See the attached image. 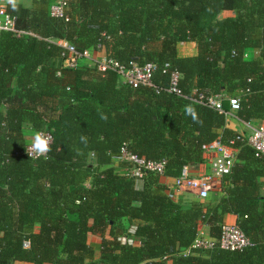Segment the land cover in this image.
Returning a JSON list of instances; mask_svg holds the SVG:
<instances>
[{
	"label": "trees",
	"instance_id": "obj_1",
	"mask_svg": "<svg viewBox=\"0 0 264 264\" xmlns=\"http://www.w3.org/2000/svg\"><path fill=\"white\" fill-rule=\"evenodd\" d=\"M32 1L7 2V12L43 38L0 39V264H264V156L255 148L234 145L220 196L183 203L160 181L204 161L205 144L242 133L199 92L237 96L240 120L264 121V0H68L69 20L51 16L56 0ZM44 38L80 52L101 44L122 63L170 62L183 94L167 90L161 71L154 85L134 87L91 60L67 66L64 48ZM186 42L196 55L180 53ZM25 128L52 132L47 156L27 154ZM124 149L165 159V174L128 175L135 163L118 159ZM228 213L252 246L182 253L200 223L220 237Z\"/></svg>",
	"mask_w": 264,
	"mask_h": 264
},
{
	"label": "built area",
	"instance_id": "obj_2",
	"mask_svg": "<svg viewBox=\"0 0 264 264\" xmlns=\"http://www.w3.org/2000/svg\"><path fill=\"white\" fill-rule=\"evenodd\" d=\"M68 6V0H56L50 7L51 16L60 20H69ZM4 31H11L19 37L29 35L43 38L32 30L19 28L17 26L16 17L7 12L6 3L0 0V39ZM44 39L53 41L64 48V62L67 66L77 67L81 60H91L97 64L100 71L106 72L108 70H113L119 75L121 83L130 84L134 87H139L141 85H154V76L158 71H161L165 74L168 73L170 76V84L167 90L178 95L183 94L180 87L182 74L178 69H172V64L170 62H165L163 64L157 62L139 64L137 61L132 60L128 63H122L119 60L102 54L100 50L101 44L98 45L99 48L95 51L87 49L80 52L74 44L66 39ZM157 91H160V88H157ZM196 100L200 103L215 107L219 111L225 113H227V111L224 107V101H229L230 110L232 112L237 111L241 106L239 97L229 96L225 93H206V91H202L198 93ZM246 123L251 129L250 133H241L240 135H237V137L232 138L228 144L223 143L220 140L205 144L203 146L204 152L213 153V156L209 158V170L201 175L194 176L184 172V167L181 174L176 177L175 183L169 186V197L175 199L177 192L187 190L196 194L200 199H207L213 190L215 180L222 179L232 172L237 153V149L234 145L239 141L248 143L255 148L257 155L264 156V123ZM39 131L46 133L50 137L51 144L53 140L52 132L49 130ZM31 143L32 141L28 142L26 150L30 148ZM47 154L48 152L39 157L35 154L30 156L32 158H40L47 156ZM118 159H125L135 163V167L126 170L128 175L132 177L143 178L149 172L165 174V159L148 160L129 152L127 149H124L122 155L119 156ZM25 245L29 247L30 242L26 241ZM252 245L253 242L241 229L238 223H222L220 237L207 238L199 233L193 244L184 249L182 253L184 255H189L196 249H213L216 247L230 251H242ZM93 264L106 263L97 260Z\"/></svg>",
	"mask_w": 264,
	"mask_h": 264
},
{
	"label": "crops",
	"instance_id": "obj_3",
	"mask_svg": "<svg viewBox=\"0 0 264 264\" xmlns=\"http://www.w3.org/2000/svg\"><path fill=\"white\" fill-rule=\"evenodd\" d=\"M2 1L4 3L10 2V0H2ZM15 2H20V3L24 4L25 6H32L33 1L32 0H15ZM227 14H232V13L224 12L222 14V16L227 15ZM181 44H184V43H181ZM185 44H189V46H191L190 52L186 53L184 51V48H182V45H180V53L182 55L193 56V55L197 54V46H196L195 42H186ZM249 51H250V55L252 57H255L258 55V51L255 49H250ZM228 106H229V104H228ZM228 109H229V111H227L228 126L237 132H242V133H246V134L250 133L251 129H250V127L247 126V123L240 120L237 116V113L232 112L230 110V106ZM250 122L252 124L264 123L263 120H252ZM24 133L26 135V139L28 140V142H30V141H32L36 131H34V129H31V128H25ZM212 156H213V153L204 152V158H205L204 161L194 162V163H190V164L186 165L184 168V172H186L187 174L189 173V174L194 175V176H198V175L205 173L206 171L209 170V166H210L209 158H211ZM116 161H118V160L116 159ZM176 177L177 176H171V175H167V174L162 175L160 177V181L165 185L167 192H168L169 186H171L175 183ZM138 185L139 186L142 185L141 180H139ZM222 193H223V191H222V179H217L214 182V187H213V190L210 194L211 196H209L208 198H211L212 196H215V197L220 196ZM175 199L177 201H180L183 203H189V202L195 201V200H204V199H200L196 194H194L190 191H187V190L177 192ZM223 223H238V216L234 213H228L225 215ZM199 233L202 234L203 236L207 237V238L212 237L210 235V228L207 224H203V223L199 224ZM90 241L99 243V242H101V236L97 235V234L91 235ZM99 255H100V253L97 252V256H99ZM169 263H171V261H169ZM14 264H31V263L16 262Z\"/></svg>",
	"mask_w": 264,
	"mask_h": 264
},
{
	"label": "clouds",
	"instance_id": "obj_4",
	"mask_svg": "<svg viewBox=\"0 0 264 264\" xmlns=\"http://www.w3.org/2000/svg\"><path fill=\"white\" fill-rule=\"evenodd\" d=\"M10 2L15 5V0H10ZM81 139L84 140L85 138L81 137ZM26 151L28 155L35 154L38 157L45 155L50 151V137L42 131H37L32 139L30 148Z\"/></svg>",
	"mask_w": 264,
	"mask_h": 264
},
{
	"label": "rangeland",
	"instance_id": "obj_5",
	"mask_svg": "<svg viewBox=\"0 0 264 264\" xmlns=\"http://www.w3.org/2000/svg\"><path fill=\"white\" fill-rule=\"evenodd\" d=\"M180 45H182V48H184V51L186 52V53H188V52H190V48H191V46H189V44H180ZM217 183V182H216ZM196 191V190H195ZM197 192V191H196ZM211 196V195H210Z\"/></svg>",
	"mask_w": 264,
	"mask_h": 264
}]
</instances>
